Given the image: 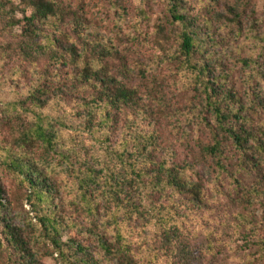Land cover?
<instances>
[{"label":"rangeland","instance_id":"1","mask_svg":"<svg viewBox=\"0 0 264 264\" xmlns=\"http://www.w3.org/2000/svg\"><path fill=\"white\" fill-rule=\"evenodd\" d=\"M2 1L0 219L8 216L23 225L33 216L28 215L27 182L6 165L7 150L16 152L17 130L5 123V116L12 110L24 114L13 122L22 124L34 121L36 112L58 127L57 152L45 151L37 143L24 151L39 160L53 189L56 217H65L67 224L61 254L54 252L48 240H36L37 230L32 232L31 246L38 253V264L80 260L75 243L102 264H264V247L258 244L264 233V191L252 202L260 176L235 167L234 161L240 158L222 137L225 152L234 157L229 158L232 163L222 161L223 168L219 167L218 158L213 160L203 153L204 147L213 144L217 126L203 101L207 80L231 95L222 108L228 105L234 113L239 110L240 122L235 128L241 125L249 129L254 143L264 147V0H179L177 10L190 23L187 30L196 36L194 61L206 63L209 69L200 77L179 60L183 27L172 19L170 0H48L63 10L64 19L40 25L43 34H55L63 43L88 44V53L99 59L104 56L106 71L130 84L142 99L138 108L117 113V122H109L103 131L106 139L102 136L101 140L100 134L90 136L78 128L77 101L83 93L73 90L78 82L72 68L54 66L55 62L46 59L35 63L25 60L18 52L23 23L8 25L12 19L22 21L16 10L20 2ZM102 49L111 54H100ZM39 75L51 101L46 108L34 110L25 100L31 86L39 82ZM138 112L142 115L137 116ZM127 120L134 132L152 139L147 151L153 162L139 163L138 156L132 159L136 171L145 167L143 185L151 187L157 163L184 168L186 181L202 186V203L169 187L149 190L138 214L118 210L111 199L105 200L109 197L103 189L105 182L110 181L112 172L121 173L131 162L126 156L121 158L123 162L118 160L125 144L121 141L126 134L122 126ZM129 138L125 145L130 153L133 144ZM254 143L250 141L247 147ZM111 150L119 154L114 156ZM248 151L264 164V154L255 146ZM88 167L100 183V188L92 187L89 200L83 198L79 184ZM107 207L112 212L116 209V223ZM2 230L0 222V264H27L7 244ZM117 233L127 252L123 263L104 256L97 241L116 243Z\"/></svg>","mask_w":264,"mask_h":264},{"label":"trees","instance_id":"2","mask_svg":"<svg viewBox=\"0 0 264 264\" xmlns=\"http://www.w3.org/2000/svg\"><path fill=\"white\" fill-rule=\"evenodd\" d=\"M19 2L20 7L16 10L20 11L22 21L12 19L8 23L11 27L23 23L24 36L18 48L19 54L30 63L46 59L47 62H55L54 66L71 67L74 80L78 82V85L73 90L75 92L82 91L83 93L77 101L76 117L81 120L78 128L90 136L100 134L99 140H101L102 136L106 139L103 131L107 128L109 122H117V113L121 110L138 108V104L142 99L138 95L137 90L106 71L103 65L105 57L100 56L101 58L99 59L97 55L89 54L88 44L87 47H83L81 43H78L80 47L76 43H63L55 34H43L40 25H44L54 18H57L58 21H63L64 19L63 10L59 9L54 2L48 0H19ZM170 2L172 3L171 15L173 21L179 22L183 27V32L179 38V60L184 67L198 72L200 77L208 73L209 69L205 67L206 63L199 64L194 61V54L197 52L196 36L192 31L187 30V26L190 23L177 10L180 1L170 0ZM3 9L4 3L0 0V10ZM28 10L30 14L27 16ZM73 33L76 34L77 38L81 39L79 33L74 30ZM100 54L110 55L111 51L102 49ZM90 55L93 56L92 59H90ZM42 82L43 76L39 75V82L31 86L25 100L34 110L46 108L51 101V94L47 90V86L42 85ZM216 84V82L212 83L208 80L204 84L205 97L203 101L215 119L217 126L213 133V144L204 147L203 153L211 159L213 158V160L218 158L221 162L216 164L222 167V161H230L232 163L229 158H234L228 155V152H225L223 141L230 144L236 152V156L240 158L234 161L235 167L241 171L258 173L260 176V187L258 186L257 190L253 192L255 194L252 197V202L255 203L260 197V192L264 191V164L261 162L262 158L257 159L254 155H250L248 150L255 146L258 153L264 154V147L261 143H254V136L249 129L241 125L235 128L234 124L237 126L240 122L239 110L234 113V111L229 110L228 105L222 108V104L232 97ZM209 88L211 89L208 92ZM33 114L35 117L34 121L22 124L13 122L17 121L16 116L24 114H19L17 111L12 110L11 113L5 116V123L13 125L17 130V138L14 141L15 147H13L16 152L7 150L6 165L21 175L24 181L27 182L29 195L26 202L30 207L28 215L33 214V216L29 219V222L23 225L8 216L0 219V222L3 223L2 231L5 241L15 253L19 254L21 260H27V264H38V253L31 246L32 242H34L32 232L37 230L36 240H48L54 252L61 254L63 252V244L61 243L62 232L66 228L65 225H67L65 217H56L57 205L52 200L53 189L48 176L41 169L39 160L24 152L33 143L41 145L45 151L57 152L56 137L58 127L56 124L48 122L42 115L36 112ZM136 115L141 116L142 113L138 112ZM13 118L15 119L12 120ZM16 125H18L19 130ZM122 129L126 134L121 141L126 144L127 138L130 137L129 140L133 144L132 152L129 153L125 144L121 145V149H123L121 154L114 150L111 151L114 156L119 154L118 160L120 162H123L121 158L125 156L130 157L131 162L126 163V166L124 165L121 173L112 172L110 181L105 182L106 187H103V189H106L105 194L109 196L105 200L111 199L118 210L122 208L125 212L127 210L130 215L138 214V206L143 207V203L148 200L149 190L153 192V190H163L169 187L179 195H187L192 201L202 203V186L199 183L186 181L184 168H181L182 170L174 166L166 168V163H157L155 171H153L154 179L150 183L151 187L143 185L142 178L145 173V167H141L139 171H136L137 165L132 162V159L138 156L141 157L139 163L153 162L152 155L147 151V148L152 146V139L142 133L134 132L128 120L123 124ZM220 137H222L223 141L219 139ZM250 141L254 145L248 148L247 144ZM79 184L83 198L87 200L93 195V186H99L100 188V183L96 182L91 167H88L86 174L79 179ZM252 202L247 201V204L250 205ZM116 209L112 212L107 207V211L115 219L114 223L117 222ZM89 213H91V210H89ZM32 219L36 221V224L32 222ZM28 231H31V233ZM120 238V234L117 233L116 243L105 239H97V241L100 249L104 252V256L114 258L116 261L123 263L127 259V252L124 251ZM259 240L258 244L264 247V233L260 235ZM75 246V252L81 255V259L70 264H102L98 259L88 254L87 249L80 243H75Z\"/></svg>","mask_w":264,"mask_h":264}]
</instances>
